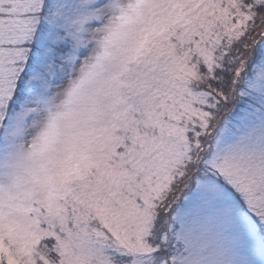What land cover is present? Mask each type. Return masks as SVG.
<instances>
[{
  "label": "snow or ice",
  "instance_id": "snow-or-ice-1",
  "mask_svg": "<svg viewBox=\"0 0 264 264\" xmlns=\"http://www.w3.org/2000/svg\"><path fill=\"white\" fill-rule=\"evenodd\" d=\"M0 264H264V0H0Z\"/></svg>",
  "mask_w": 264,
  "mask_h": 264
}]
</instances>
